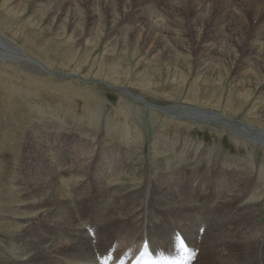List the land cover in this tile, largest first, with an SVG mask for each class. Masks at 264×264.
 Returning <instances> with one entry per match:
<instances>
[{
	"label": "rangeland",
	"instance_id": "obj_1",
	"mask_svg": "<svg viewBox=\"0 0 264 264\" xmlns=\"http://www.w3.org/2000/svg\"><path fill=\"white\" fill-rule=\"evenodd\" d=\"M54 1L0 0V33L22 53L0 48V264H17L13 238L20 228L25 231L23 218L34 212L18 206L21 194L16 189H22L18 182L26 178L34 158L31 142H42L41 134L54 147L75 145L95 162L102 150L115 152H105L109 158L101 160H109V167L91 168L95 176L114 170V157L135 149L141 157L132 165L144 176L157 140L182 150L170 155L187 158L180 163L187 170L195 164L187 153L198 158L204 152L211 153L204 162L251 160L257 176L264 175V147L234 131H264V48L259 45L249 54L256 41L264 42V20L252 26L254 15L239 13L237 3L226 12L224 0H169L179 2L175 17L159 9V0H62L61 9L51 13ZM205 34L212 38L205 39ZM158 38L164 39L162 45L153 41ZM50 71L72 76L61 78ZM245 75L249 83L237 89L236 81ZM177 107L221 116L217 121L197 119L179 115ZM54 151L53 161H60ZM122 179L123 184L131 182ZM184 181L192 180L186 176ZM259 181L257 192L264 198V176ZM262 198L255 200L263 203L259 214L264 224ZM90 203L80 207L85 214Z\"/></svg>",
	"mask_w": 264,
	"mask_h": 264
},
{
	"label": "bare ground",
	"instance_id": "obj_2",
	"mask_svg": "<svg viewBox=\"0 0 264 264\" xmlns=\"http://www.w3.org/2000/svg\"><path fill=\"white\" fill-rule=\"evenodd\" d=\"M60 1H54L55 10L52 9L51 13L61 9ZM163 1L159 0V9L164 10L166 16L175 17L179 2L165 0L166 4L163 5ZM235 3L239 13L255 16L253 21L250 20V25L257 26L264 20V0H224L223 8L228 12ZM159 31L164 35V30ZM204 38L212 36L205 34ZM153 41L162 45L164 39ZM236 42L239 43V39ZM263 44L256 41L249 54L257 52L259 45L264 48ZM13 45L12 40L0 33V48H15L21 53L20 47ZM254 58L252 64L258 72L260 67ZM249 81V76L245 75L236 81V88L244 87ZM254 110L256 107H253ZM175 111L184 116L196 115L197 119L216 118L215 121L221 116L192 107H177ZM234 131L238 135L244 134L241 139L264 147L263 129L242 128ZM41 135L42 142L38 138L31 142L34 158L26 168L27 179L22 178L18 182L22 189H16L17 194L19 191L21 194L18 206L28 211L34 210L23 218L25 231L20 228L13 238L18 253L17 264H105L109 254L111 259L123 258L136 251L144 240L150 243L152 251L177 257L178 233L194 254L188 264H198L206 255L209 256L203 260L204 264H264V224L259 214L263 203L255 200L262 198L257 191L261 189L259 180L264 175L257 176V169H252L254 164L251 160L243 162L225 158L222 162V158H212L204 162V156L209 153L203 152L198 158L194 153H187L188 158L195 160L194 166L187 170L180 164L187 158L170 155L182 150L164 146L163 140H157L151 146L155 157L151 159L150 171H146L144 176L136 173L132 165L136 158L141 157L137 149L123 152L119 158L114 157V170H102L100 175L95 176L90 174L92 167L103 168L110 163L109 160L108 163L101 162L109 158L106 150H102L101 160L95 162L93 157L80 154L75 145L67 149L54 147L56 144L50 145L48 136ZM172 143L175 144L174 140ZM38 147L47 149L43 151ZM54 149L56 155L60 154V161H53L51 151ZM186 176L192 181L185 183ZM122 177L131 178V182L123 184ZM88 200L91 201L88 205L91 209L88 207L90 211L85 214L80 207ZM113 226L118 230H113ZM88 227L93 228L92 237ZM15 228L18 229V224ZM196 250H199L197 255ZM205 251L208 253L205 254ZM44 256L49 258L47 262L41 260Z\"/></svg>",
	"mask_w": 264,
	"mask_h": 264
},
{
	"label": "snow or ice",
	"instance_id": "obj_3",
	"mask_svg": "<svg viewBox=\"0 0 264 264\" xmlns=\"http://www.w3.org/2000/svg\"><path fill=\"white\" fill-rule=\"evenodd\" d=\"M176 247L177 251L180 253L177 257H167L160 253H157L155 257H152L149 255L148 245L145 244L132 264H183L184 261L193 258L194 254L185 247L184 242L179 236L176 237ZM106 259H111V254H109Z\"/></svg>",
	"mask_w": 264,
	"mask_h": 264
},
{
	"label": "water",
	"instance_id": "obj_4",
	"mask_svg": "<svg viewBox=\"0 0 264 264\" xmlns=\"http://www.w3.org/2000/svg\"><path fill=\"white\" fill-rule=\"evenodd\" d=\"M36 64H38V65H41L38 61H36V60H33ZM52 74H54V75H57V76H59V77H61V78H65V77H71L72 75H65V74H57V73H55V72H52V71H50ZM78 79H80V80H82L80 77H78V76H76ZM83 81V80H82ZM85 82H89V81H85Z\"/></svg>",
	"mask_w": 264,
	"mask_h": 264
}]
</instances>
